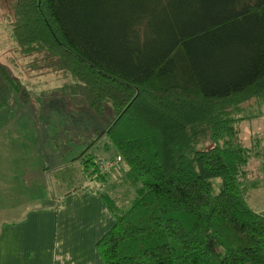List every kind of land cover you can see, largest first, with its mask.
Segmentation results:
<instances>
[{"label": "trees", "instance_id": "trees-1", "mask_svg": "<svg viewBox=\"0 0 264 264\" xmlns=\"http://www.w3.org/2000/svg\"><path fill=\"white\" fill-rule=\"evenodd\" d=\"M216 1L11 0L18 48L62 71L42 103L90 117L79 154L94 144L107 155L84 168L122 173L131 189L125 206L104 189V264H264V215L246 201L262 183L264 133L245 144L239 125L253 117L243 102L264 99V0L212 13ZM27 79L0 69V109H12L6 93L26 96ZM117 178L110 190L125 187Z\"/></svg>", "mask_w": 264, "mask_h": 264}, {"label": "rangeland", "instance_id": "rangeland-1", "mask_svg": "<svg viewBox=\"0 0 264 264\" xmlns=\"http://www.w3.org/2000/svg\"><path fill=\"white\" fill-rule=\"evenodd\" d=\"M243 1L244 0H238V2L233 0L216 1L215 8L211 7V12L215 13L225 8L239 9ZM10 3L11 0H0V69H3L6 74L26 77L28 79L25 85H23L26 96L23 98L16 92L13 96L14 98H12V94L6 93L5 95L8 94L7 96H10L11 99L14 100V102L12 100V109L6 112L0 110V119L5 118L6 114L7 118H12L11 124L5 131L3 130L4 126H0V217L11 215L9 211L1 210V206H3L2 203L4 202H29L28 204L49 202L53 197H56V193L65 185L73 186L76 183H80L81 180L82 182L86 181V179L88 180L90 175L86 167L88 170H91L93 169L94 163L89 160L87 166L84 168L83 157L88 158V156L91 155V158L97 161L99 157L107 155V152H104V150H97L94 148V144L88 145L86 150L79 154V152L84 149L85 145L89 143L90 136L87 135L85 129L88 130L92 125L90 117L85 118V113L76 111L74 118H70L68 115L64 114L63 111L59 110L57 104H55V106L50 104L45 107L42 103L43 90L46 89L50 91L52 88L60 86L63 82L64 79L59 74L62 73V71L56 72L42 66L43 62H41L38 52L32 54H24L21 52L16 42L13 40L14 38L11 35L10 26L6 21L12 18ZM150 5L154 7L153 10L157 7L153 4ZM202 9H204L203 5L199 8L197 6L194 11L199 12ZM190 10H193L192 6ZM33 60H36L42 69L32 68L31 63ZM39 71L42 73H36ZM0 84L1 86L3 85L2 83ZM59 92V89L54 91L57 95H59ZM250 108L251 111L264 109L261 107V104L252 105ZM40 109H44V111L40 112ZM73 111L74 109L69 111V113L73 114ZM35 117H38L37 121ZM13 120L18 122L12 124ZM25 120L33 121L42 135L43 151L41 152L42 155L45 154L47 157V159L45 158L42 176L39 174H37V176L35 175V167L29 162V158L26 157V155H28L27 151H25V144L27 142L25 135H27V133L23 127ZM18 125L19 129L17 127ZM255 126L259 128L263 127L264 118L245 120L241 124V136L245 144H247L249 140V133L256 131ZM17 130H19V134L16 133ZM78 131L80 134H77ZM21 135L24 137L21 143L24 147L16 143V140ZM81 138H83V140H81ZM50 149H52V151ZM67 150L68 153L66 152ZM28 152L31 153V151ZM77 153L79 156L76 158ZM14 157L16 158L15 160ZM91 173L94 182H91L90 185H98L99 182L94 177V171H91ZM4 174L6 176L10 174L12 185L9 192L6 190L8 183L2 180ZM35 179H37V183L41 181L40 185L43 187V196L41 198L40 196L34 198L30 197L33 190L29 191L28 189L31 190L35 188ZM18 180H22V183H19ZM62 180L64 181L63 185L60 184ZM121 180L122 179L117 178L119 185L121 184ZM218 184L219 178H212V187L214 191L217 190ZM16 186L19 187L16 188ZM22 187H24L25 191H20ZM98 188L104 190V185L100 184ZM37 189V193L40 195L39 185H37ZM106 189L109 191L108 194L110 199L113 198L116 204H122L123 206L127 205L128 202H124V199H127L128 195V191L125 187H115L112 190H110L111 188ZM254 200L256 201L254 202L255 205L260 201L255 197Z\"/></svg>", "mask_w": 264, "mask_h": 264}, {"label": "crops", "instance_id": "crops-1", "mask_svg": "<svg viewBox=\"0 0 264 264\" xmlns=\"http://www.w3.org/2000/svg\"><path fill=\"white\" fill-rule=\"evenodd\" d=\"M256 104H261L264 108V99H249L243 102L241 110L244 109L248 114H253V117L247 120L264 118V109L251 111L250 107ZM0 110L6 112L9 109L1 108ZM6 116L0 119V126H4V131L12 121L11 117ZM35 118L37 121L38 117ZM244 121L240 122V128ZM16 122L18 121L13 120L12 124ZM17 127L19 129V125ZM23 127L27 133L25 135L27 141L25 151L28 153L26 157L34 165L35 175L42 176L45 158L47 159L46 155H42L41 152L43 151L42 135L31 120H25ZM255 130L249 133V136L263 134L264 126L260 128L255 126ZM16 133L19 134V130ZM23 135L16 140L21 147H24L21 144ZM261 144L256 169L262 178V183L248 191L246 201L252 209L264 215V139ZM66 152L68 153V150ZM118 167L119 172L124 170L122 163ZM88 173L90 175L88 180L84 182L81 180L73 186L65 185L49 202L2 203L1 210L9 211L11 215L0 217V264H104V259L97 248V241L110 227L113 218L104 202V190L99 189L98 185H104V189L107 190L106 188L112 186L115 177L119 176L122 179L123 175L113 172L105 178L94 175L99 184L91 186L90 183L94 180L91 171ZM7 176L4 174L2 180L8 183L6 190L9 192L12 183L10 174ZM18 182L22 183V180ZM37 182L35 179L36 189H28L33 190L30 197L40 196L41 198L43 196L41 181ZM60 184L63 185L64 181L62 180ZM123 184L130 195L131 189H128L125 183ZM37 185L40 187V195L37 193ZM20 191H25L24 187L20 188ZM254 197L260 200L256 205Z\"/></svg>", "mask_w": 264, "mask_h": 264}, {"label": "built area", "instance_id": "built-area-1", "mask_svg": "<svg viewBox=\"0 0 264 264\" xmlns=\"http://www.w3.org/2000/svg\"><path fill=\"white\" fill-rule=\"evenodd\" d=\"M117 161H119V156H116L113 159H109V160H100L98 162V170L102 173H104V170H108L110 168H112L114 166V164L118 163Z\"/></svg>", "mask_w": 264, "mask_h": 264}]
</instances>
